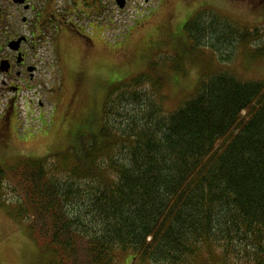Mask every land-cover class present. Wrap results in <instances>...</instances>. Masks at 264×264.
I'll list each match as a JSON object with an SVG mask.
<instances>
[{"label":"trees","instance_id":"1","mask_svg":"<svg viewBox=\"0 0 264 264\" xmlns=\"http://www.w3.org/2000/svg\"><path fill=\"white\" fill-rule=\"evenodd\" d=\"M217 17L182 26L170 71L197 52L247 55L257 30ZM249 56L263 57L264 42ZM117 85L77 147L0 167V202L4 189L19 195L37 264H264V80L215 70L170 111L150 77Z\"/></svg>","mask_w":264,"mask_h":264},{"label":"rangeland","instance_id":"2","mask_svg":"<svg viewBox=\"0 0 264 264\" xmlns=\"http://www.w3.org/2000/svg\"><path fill=\"white\" fill-rule=\"evenodd\" d=\"M101 4L110 9L106 15L111 26L98 36L92 51L79 45L63 46L67 61L60 71L45 53L44 83L32 86L30 99L24 96L11 103L0 97V167L26 158H58L70 147H77V129H85L91 121L83 119L92 109L94 120H100L106 95L116 89L118 81L150 77L162 94L163 108L170 111L193 94L199 76L215 70L226 69L241 81L264 80V56L249 60L250 52L264 42V0H125L123 9L115 0H101ZM205 10L235 27L253 33L257 30L250 43L240 47L247 55L241 57L238 48L236 60L225 62L231 49L221 48L217 54L222 57L217 59L211 52H197L194 65L187 63L184 73L174 74L167 57H173L169 52L177 36L181 39L179 30ZM77 69V77L83 75L80 83L73 78ZM59 76L64 78L61 86L56 85ZM7 189L0 202V264H37L41 260L35 258L37 246L24 228L28 219L16 213L20 197ZM130 263L134 264L128 257L122 262Z\"/></svg>","mask_w":264,"mask_h":264},{"label":"flooded vegetation","instance_id":"3","mask_svg":"<svg viewBox=\"0 0 264 264\" xmlns=\"http://www.w3.org/2000/svg\"><path fill=\"white\" fill-rule=\"evenodd\" d=\"M109 11L101 0H0V97L11 103L24 96L30 99L32 86L44 83L45 53L60 71L67 61L63 46L92 51L98 36L110 30ZM19 39L18 46H11ZM79 73L75 70L73 78L80 83ZM56 81L61 86L64 78ZM55 90L51 92L59 88Z\"/></svg>","mask_w":264,"mask_h":264},{"label":"water","instance_id":"4","mask_svg":"<svg viewBox=\"0 0 264 264\" xmlns=\"http://www.w3.org/2000/svg\"><path fill=\"white\" fill-rule=\"evenodd\" d=\"M17 3H23L24 0H14ZM117 6L119 7V9H123L125 6V0H116ZM23 39H19L17 41L12 42L11 46H18L20 44V42Z\"/></svg>","mask_w":264,"mask_h":264}]
</instances>
